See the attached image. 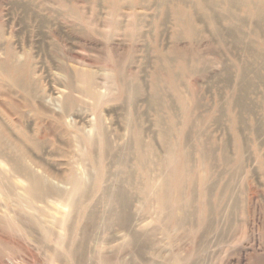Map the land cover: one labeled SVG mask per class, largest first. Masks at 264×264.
Instances as JSON below:
<instances>
[{
  "label": "rangeland",
  "instance_id": "obj_1",
  "mask_svg": "<svg viewBox=\"0 0 264 264\" xmlns=\"http://www.w3.org/2000/svg\"><path fill=\"white\" fill-rule=\"evenodd\" d=\"M173 3L121 0L113 18L108 0H0L3 43L27 61L39 100L50 105L67 94L68 66L97 72L106 95L101 114L116 153L101 160L98 150L92 159L79 143L65 148L78 130L96 135L89 125L95 104L78 96L68 134L45 121L46 161L33 168L57 187L70 170L79 171L90 189L86 208L74 211L57 197L30 204L27 182L0 159V264H264V29L256 30L244 11L233 20L220 9L219 18L187 0V34L186 18ZM22 113L36 131L33 115ZM2 118L18 136L17 118ZM164 134L192 159L187 178L173 187L178 197H167L171 217L158 188L167 173L177 184L179 166L166 163ZM140 145L149 185L141 180ZM203 149L209 151L204 161ZM117 185L130 199L126 224L107 194ZM183 211L191 220L181 225ZM91 215L96 219L88 228Z\"/></svg>",
  "mask_w": 264,
  "mask_h": 264
},
{
  "label": "bare ground",
  "instance_id": "obj_2",
  "mask_svg": "<svg viewBox=\"0 0 264 264\" xmlns=\"http://www.w3.org/2000/svg\"><path fill=\"white\" fill-rule=\"evenodd\" d=\"M108 1L110 2V6H111L109 10V15L112 16L113 18L118 17L119 15L118 10L121 0H108ZM173 1H174L173 4H174L175 13L180 17L186 18V32L187 34H190L192 32V25L190 23V20L187 19L188 14L182 11V5L184 3H187V0H173ZM192 1H195L196 5L205 13L211 12L214 15L216 14V16L218 14L219 18L220 17L223 18L224 16L221 15L223 13L222 11H220V9L226 12L228 14V17H230L233 20L236 18V15L234 14L236 11H244L246 13L247 19L251 23H253L256 30L260 31L264 29V0H192ZM114 22L115 21H113V23ZM114 25L115 26L117 25V21L114 23ZM3 27L4 24L0 22V44H3L2 46L5 52L4 54L6 56L4 61H0V159L6 161L12 167L13 171L18 173L25 179V181L28 184L26 194L28 200L30 201V204L33 205L35 202H43L46 201L48 198L57 197V198H61V200L62 199L66 200L68 205L74 211L80 208L81 209L86 208V203L84 202V200L87 198V194L90 189H89V185L88 187L84 186L81 177L78 174L79 171L77 172L75 169L70 170L64 178H61L62 179L61 181H58V184H62V186L59 185V187H57L55 184L56 182L54 183L53 181H51L50 178L46 177L45 175H39L34 170L33 167L35 166L36 168H41V165L46 161L44 157L45 156L44 141L42 139V136H44L42 134L44 131L45 121H48V124H50V126H52V128L55 129V131L58 130L60 133L68 134V131L65 130L67 128L66 123L69 121L68 120L69 116H71V114L75 112L76 109L78 110L77 108L79 102L78 96L87 97L91 99L95 104L93 107L94 108L93 114L95 117L93 118L91 116L92 120L91 119L89 120V125L91 126L90 129L91 132L95 133L96 135L92 137L90 136L84 137L78 130L77 134L75 133L76 135L73 137V140L72 141L68 140L66 143L62 142L63 145H65L66 149H70L72 148L71 146L73 145V142L79 143L80 145H82L83 149H85L90 153L92 159H94L96 150L99 151L100 153L99 156H101V160L107 159L108 157H111V159H114L116 157L114 145L111 140L112 137L111 138L109 137L105 129V124H104L105 119L101 114L102 104L106 96L104 94L102 95V92L100 90V88H103L102 85L103 83L101 82L102 83L101 84L98 81L97 78L98 74L94 70L80 69L75 66L68 68L69 67L68 66L64 72L67 78V82L65 84L67 94H62L60 97L57 98L55 96V99H53V103L47 105L46 102L39 100V97L37 96L38 94L36 93L33 87L32 79L30 78V70L27 61L21 62L16 57L13 46L10 44L3 43L4 40ZM230 34L234 35L233 33ZM78 59L80 61H84V58L82 57H78L77 60ZM80 65H82L83 68L87 66L86 64L83 63H81ZM3 83L5 84L8 83L11 87L7 89L3 85ZM126 83L124 82L122 83L125 90L128 88L127 85H125ZM13 89L15 91H13ZM132 94L137 95L138 90H135V93L133 92ZM22 108L28 109V111L33 115V118L38 122V127L36 131L31 132L30 127L28 126V121H26V116L22 113ZM2 114L7 115L9 119L14 120V118H17L15 121L16 123L15 125L19 131L18 136H16L14 132L11 131L9 126L6 124V121L2 118ZM163 139L166 148V159H165L166 163L167 164L177 163L179 166V174L177 175L179 180L177 181V184L175 183L173 178L174 174L167 173V174H163L162 176L163 180H161V185L158 188V196L160 199L161 206L163 210L168 211V213L166 214L169 215V217H171L174 211L172 209L173 206L170 205V203H168L167 197L170 198L172 195L174 196V198L178 197L177 195L178 193H176L175 190H174L175 194L173 193V187L175 188V186L176 187L179 186V183L180 182L183 183L184 179L187 178V176L189 175V165L192 159L190 158V154L188 153V151L185 149V146L183 148L182 146L183 144L176 143L177 145L171 146L165 134ZM141 146L142 145H140V153L138 156V165L141 167L143 171V173L141 174V180L143 181L144 184L149 185L150 183L148 177L149 165H148V161L145 158L146 149H144V147ZM146 148H148V150L151 149L150 147H146ZM62 153L63 154L60 155L63 158H65L67 154H65L64 152ZM74 156L75 155H73V158ZM208 157H209V151L203 149L202 150L203 161L208 159ZM101 177L102 175L101 173H99V178ZM21 182H19L20 183L19 186H21ZM124 183L128 184L127 180H125ZM1 187L4 188L5 185L1 184ZM11 194L12 193L8 189V196H10ZM107 194L113 200H115L120 204L121 207L120 220L122 221V223L123 224L128 223L129 221L128 215L125 212L130 206V199L124 187L122 185L121 186L117 185V187L114 189L111 188L108 189ZM49 200L50 199H48V201ZM190 214L191 213L184 211L180 212L181 216L179 219V224L182 225L188 222L189 220H191ZM94 218H95L94 215H91L89 217V221L86 222L88 228L94 224ZM63 223L64 224L67 223V219L63 221L62 224ZM62 224L60 225L62 226Z\"/></svg>",
  "mask_w": 264,
  "mask_h": 264
}]
</instances>
